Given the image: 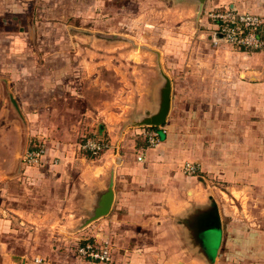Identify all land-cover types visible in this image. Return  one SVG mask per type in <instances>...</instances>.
<instances>
[{
	"label": "crops",
	"instance_id": "crops-1",
	"mask_svg": "<svg viewBox=\"0 0 264 264\" xmlns=\"http://www.w3.org/2000/svg\"><path fill=\"white\" fill-rule=\"evenodd\" d=\"M226 7L258 14L264 20V0H206L201 15L195 0H0V255H5L1 264H37L36 258L44 260L43 264H86L72 247L86 241L109 242L113 264H173L178 258L174 254H189L188 244L174 248L183 241L179 232L193 229L197 231H192L193 237L199 241L201 231L205 233L200 213L207 206L189 187L194 177H186L185 186L176 179L188 174L187 163L198 162L199 168L211 172L242 173L239 168L243 165L237 164L247 159L233 156L234 163L226 171L218 165L222 156H211L206 146L194 143L227 140L223 139L228 135L222 129L223 109L252 110L256 106L262 111L264 125L263 51L239 49L241 53L233 55L244 64L240 84L204 86L202 93L213 98L184 103L183 110L201 111L196 121L173 117L178 103L175 88L179 86L171 79L188 77L195 62H222L225 58L195 55L189 50L196 36H211L213 43L215 25L207 13ZM125 30H133V37L122 34ZM146 30L151 46L138 42ZM109 39L132 46L137 62L140 57L136 54L148 51L154 62L161 63L163 76L171 83L164 125L167 133L157 147L147 145L148 149L134 141L122 143L125 136L120 141L112 139L108 151L92 157L80 150V144L96 127L93 111L99 110L100 120L109 99L104 91L93 89L94 83L108 76L103 70L108 61L118 62L115 70L120 72L125 56L92 48ZM147 46L148 50L143 48ZM210 51L216 49L210 46ZM255 60L262 68L253 65ZM176 68L182 71L180 76ZM255 73L260 74L256 80ZM220 74L228 75L225 71ZM149 93L156 97L158 87ZM223 94L230 95L229 102L222 101ZM209 110H214L213 116ZM236 116L230 115V123L253 128L252 111L245 123ZM192 125L198 129L193 130ZM229 136L247 142L254 135L236 132ZM34 143L47 147L44 164L26 166L21 156ZM183 188L188 199L183 197ZM109 196L108 213L93 219ZM216 210L218 217L212 226L222 231L223 217ZM168 223L177 231L176 242ZM177 264L186 262L181 257Z\"/></svg>",
	"mask_w": 264,
	"mask_h": 264
},
{
	"label": "rangeland",
	"instance_id": "rangeland-1",
	"mask_svg": "<svg viewBox=\"0 0 264 264\" xmlns=\"http://www.w3.org/2000/svg\"><path fill=\"white\" fill-rule=\"evenodd\" d=\"M123 33L131 37L134 35L133 30H125L122 31ZM97 36L101 37L103 35L97 34ZM150 37L149 30L142 31L138 42L151 46L149 41H147ZM160 38L158 42L162 40V37ZM210 40L211 36H201L199 38L196 36V39L192 41L193 44L189 52L195 55L212 54V58H214V55L220 54L225 57L222 62L216 60L195 62L189 68V76L186 78H180L182 74L180 68L179 71H177V68L175 69L176 75L180 77L171 79L173 85L177 84L179 86L175 88V93L178 96L175 101L178 103L174 109L173 117L178 120L182 119V116H186L187 121L188 119L196 121L201 111L198 109H190L191 111L183 110L182 106L185 105L184 103L193 105L199 102L201 98L205 100L209 97L213 98V95L202 93L201 90H203L204 86H212L214 84H221L223 86L234 85L235 82L238 83L240 72L244 70L242 66L244 65L243 62H236V58H233L234 54L241 53L239 49L224 42H221L219 45L212 43V45ZM197 42L202 43L197 45ZM148 46L143 48L148 50ZM210 46L214 50L216 49V51H210ZM92 48L102 54L117 55L118 53H123L125 56L121 58L123 62L120 63V72L115 70L118 62L108 61L103 66V70L107 71L108 76L106 79H99L94 83L93 89L104 91L109 95V99L101 110L100 120H97L99 110L93 111L92 115H94V119L96 120V127H93V130L87 137L96 135L106 137L109 139L111 145L112 139L120 141L121 137L125 136L122 143L127 142L128 145L130 143L133 144L134 141L143 144L147 148L144 137L142 135L138 136V131H143V127L145 126L134 125L133 123L140 119V117L148 114V112L155 111L158 108L157 105L153 104L155 96L149 93V90H153L154 87L160 89V87L164 88L165 86L166 81L163 78L164 72L162 73L160 68L161 63L154 62V56L149 54L148 51L138 52L142 56L135 53L140 57V60L137 62L133 58L134 51H132V46L117 45V42L111 39L105 45H98ZM253 65L262 68V64L256 60ZM198 71H203L205 74L203 73V76H201ZM222 71H225L228 75H221L220 72ZM184 72L186 73L187 71L184 70ZM149 73L154 76H149ZM244 77L246 79L245 75ZM258 77H260V74L257 75L255 73V80ZM188 89L189 92H180L181 90L187 91ZM259 95L257 94V96ZM240 97H238V100H240ZM229 99L230 95H222L223 102H229ZM205 100H201L202 103H206L207 101ZM251 111L254 121L253 128L249 125L245 126V124L236 127L233 121L230 123L229 117L235 113L236 117L240 118L241 123L247 122ZM208 112L213 116L214 110H209ZM221 115L223 120L222 129L224 133L228 134L223 135V139L226 138L227 140H223L220 143L197 141L194 144L206 146L211 156L215 154L222 156L221 163L218 165H222L221 169H227L226 171L230 170L231 163H234L231 160L234 158L233 156H247V159L244 158L245 160H241L242 162L237 164V166L243 165L239 169L244 170V172H211L210 170H204L203 166L201 167L200 165L199 174L193 176L185 174L182 170L185 174L184 178L176 180L185 186V178L194 177L190 179V186H187L191 187V190H195L198 197L203 199L207 206L205 214L207 216L212 214L215 217V222L218 216L213 209L221 210L223 224L221 225L222 231L213 227L212 224H205V233L201 231L199 241L196 237H193L192 231L197 234V231L193 229L190 230V233L185 230L179 232L178 236H180V239L182 237L183 241L181 240L179 245L175 244L174 248L176 249V247L188 244L190 252L184 255L180 253L174 254V257L178 258L173 261V264H177L181 257L186 264H264V125H261L262 111L257 109L256 106L252 110L230 111L223 109ZM188 116L190 117L187 118ZM99 125H102L103 129ZM178 126L181 129V122H179ZM192 129L197 130L198 128L192 125ZM236 132L241 135H245L246 133L253 134V141H235V137L231 138L229 134ZM197 134L198 132L194 135L196 138H199L200 136H197ZM85 137L81 140L85 139ZM217 145H221V148H218ZM195 163L197 164L198 162ZM183 191V197L188 199L190 195L187 194V190L183 188ZM209 206L211 210H209ZM185 220L187 221V218ZM181 222H184V219L180 220V224ZM167 227L169 232L174 234V242H176L178 238L176 229H172L170 223H168ZM66 242L64 241L63 243ZM81 243L77 244V246L72 245L75 254L77 253L76 248ZM212 245L215 247L209 249ZM199 246H204L205 248L203 247L204 249L201 250ZM219 247L222 249L217 254ZM1 258L4 259L5 255H0V260Z\"/></svg>",
	"mask_w": 264,
	"mask_h": 264
},
{
	"label": "built area",
	"instance_id": "built-area-1",
	"mask_svg": "<svg viewBox=\"0 0 264 264\" xmlns=\"http://www.w3.org/2000/svg\"><path fill=\"white\" fill-rule=\"evenodd\" d=\"M207 16L215 25L213 43L215 45L224 42L240 50L264 52V20L255 13L241 12L235 8L226 7L214 9ZM140 133L150 148L157 147L167 133L165 126H145ZM111 148L107 138L102 136L88 137L80 144V150L91 156H100ZM47 155V147L43 143L31 145L22 157V163L26 166H38L44 164ZM143 156L138 158L139 161ZM189 175H198L200 168L196 164L187 163L184 167ZM76 254L86 264H113L109 242L99 243L86 241L76 248ZM35 263L43 264L44 260L36 258Z\"/></svg>",
	"mask_w": 264,
	"mask_h": 264
},
{
	"label": "water",
	"instance_id": "water-1",
	"mask_svg": "<svg viewBox=\"0 0 264 264\" xmlns=\"http://www.w3.org/2000/svg\"><path fill=\"white\" fill-rule=\"evenodd\" d=\"M206 0H195V2L198 5V15H201V13L204 10V3ZM165 79L166 83L164 88L160 89L158 88V93L156 94L155 97V105L158 106L156 108L157 110L153 112H148V114L140 117L136 122H134V125H139V126H164L167 117L169 114L170 110V89H171V83L170 80L163 76ZM22 159V156H21ZM110 196L104 201V205L101 208L100 212L94 213L92 216L93 219H97L99 217H102L106 215L109 211V205H110Z\"/></svg>",
	"mask_w": 264,
	"mask_h": 264
},
{
	"label": "flooded vegetation",
	"instance_id": "flooded-vegetation-1",
	"mask_svg": "<svg viewBox=\"0 0 264 264\" xmlns=\"http://www.w3.org/2000/svg\"><path fill=\"white\" fill-rule=\"evenodd\" d=\"M200 214L204 215V217L199 218V219H201L200 223H203V224L208 223V224H212V225L215 224V217L212 214H210L209 216H207L204 212H201Z\"/></svg>",
	"mask_w": 264,
	"mask_h": 264
},
{
	"label": "trees",
	"instance_id": "trees-1",
	"mask_svg": "<svg viewBox=\"0 0 264 264\" xmlns=\"http://www.w3.org/2000/svg\"><path fill=\"white\" fill-rule=\"evenodd\" d=\"M84 243V242H83Z\"/></svg>",
	"mask_w": 264,
	"mask_h": 264
}]
</instances>
